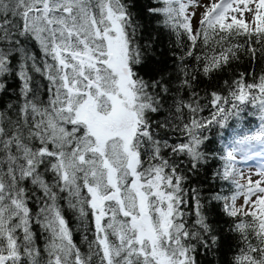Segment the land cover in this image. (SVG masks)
<instances>
[{
    "label": "snow or ice",
    "instance_id": "6c2138e0",
    "mask_svg": "<svg viewBox=\"0 0 264 264\" xmlns=\"http://www.w3.org/2000/svg\"><path fill=\"white\" fill-rule=\"evenodd\" d=\"M136 7V0H0V264H198L200 248L218 250L227 237L200 189L185 183L216 159L222 167L212 178L232 191L209 205L223 201L235 218L229 231L244 244L232 264H264V73L224 81L227 95L212 83L241 51L253 59L254 45L264 51V0H209L198 20L189 12L198 0L149 6L148 15L183 30L192 48L201 35L205 45L218 38L219 52L196 56L201 67L190 72L189 49L175 75H141L154 46L137 39ZM9 74L18 91L6 103ZM200 76L208 81L203 95ZM251 115L258 126H231ZM213 128L222 152L208 147ZM253 160L255 173L241 183V165ZM65 207L82 222L91 218L86 251L73 241Z\"/></svg>",
    "mask_w": 264,
    "mask_h": 264
},
{
    "label": "trees",
    "instance_id": "16d2710c",
    "mask_svg": "<svg viewBox=\"0 0 264 264\" xmlns=\"http://www.w3.org/2000/svg\"><path fill=\"white\" fill-rule=\"evenodd\" d=\"M137 7L134 9V13L138 14V23L143 25L142 35L138 33L137 39L142 44L151 43L154 47H149L147 50V56L152 59L148 60L146 57V65L140 69L141 75L145 73L153 72L156 69H163L169 73L177 74L178 66L181 64L180 57L185 56L186 52L191 49L195 55L186 58L187 68L190 72L201 67V64L196 60V56H200L203 59L205 56H212L216 52L220 51L219 45L216 43V39L210 36L207 45L203 43V35L197 40V45L192 48L191 41L188 39L187 34H183V30H179L181 34H177V30H173L170 27L164 25V17L162 16H150L147 13L149 6H157V0H136ZM241 43H244L243 37L239 38ZM227 45H225L226 47ZM257 48L256 58L253 59L247 52L241 51L239 59L233 61L231 67L225 69V71L219 74L218 79H213L212 83L224 90V94L227 95V87L224 81H232L239 73H245L247 75L248 82L253 79V74L259 76L264 73V51H261V45H254ZM38 51V50H37ZM159 62V63H157ZM39 80V78H37ZM202 83L199 85V91L201 95L204 94L208 81L203 76H200ZM46 83V82H42ZM6 85H9L8 95L4 96L6 103L12 102L18 91V81L13 78L11 74L8 75ZM3 95V94H0ZM167 115V113H165ZM202 116L207 117L209 110H205ZM164 117H159L163 119ZM232 127H236L237 123H240L242 128H254L258 126V120L256 115L246 116L243 122H230ZM219 129L213 128L211 131L205 133L212 141L208 144V147L215 149L218 152H222V145L220 143V137L218 135ZM228 133H226V136ZM176 137H171V140ZM207 143V142H206ZM207 168V174L204 169L200 170L199 177H191L188 182L185 183V188L197 187L200 189V194L203 202L206 206H210L213 209L211 219L215 222L214 226L217 229L223 230V235L227 237L224 245L218 250H214L209 253H205L203 248H200L196 253V259L198 264H232L234 257L240 254L244 244L240 240L238 234L229 231L232 227L235 218L226 216L222 211L223 201H211L209 205L208 198L216 194L223 196L231 195L232 186L219 179H213V173L222 167V161L210 160L205 166ZM185 212L189 213L186 216V220L189 221V226H192V222L195 220V215L192 212L191 206H185ZM65 218L71 228L73 241L81 248L82 251L87 250V242L84 240V236L87 235L89 239L92 238L91 218L86 221L78 219L77 214L72 210L65 207ZM37 232V244L43 248L45 245V236L40 234L38 228H34ZM255 243V241H253Z\"/></svg>",
    "mask_w": 264,
    "mask_h": 264
},
{
    "label": "rangeland",
    "instance_id": "374dc122",
    "mask_svg": "<svg viewBox=\"0 0 264 264\" xmlns=\"http://www.w3.org/2000/svg\"><path fill=\"white\" fill-rule=\"evenodd\" d=\"M198 3L201 5V7L189 9V12L195 11L197 13V16H196L197 20L199 19V13L204 11V8L202 7V5L209 3V0H198ZM245 18L246 19L248 18L247 13H245ZM257 166H258V160L249 161L247 165H241V167H243V170H244V179H241V183L246 182V178L250 173H255ZM258 178H259L258 176L252 175L253 180L258 179ZM240 203H242V200L237 201L238 206Z\"/></svg>",
    "mask_w": 264,
    "mask_h": 264
}]
</instances>
